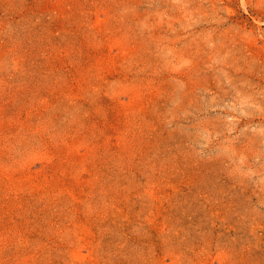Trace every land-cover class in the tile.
Instances as JSON below:
<instances>
[{
	"label": "rangeland",
	"instance_id": "obj_1",
	"mask_svg": "<svg viewBox=\"0 0 264 264\" xmlns=\"http://www.w3.org/2000/svg\"><path fill=\"white\" fill-rule=\"evenodd\" d=\"M0 264H264V0H0Z\"/></svg>",
	"mask_w": 264,
	"mask_h": 264
}]
</instances>
